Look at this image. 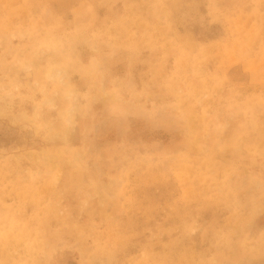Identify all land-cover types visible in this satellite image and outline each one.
Returning <instances> with one entry per match:
<instances>
[{
    "label": "rangeland",
    "instance_id": "1",
    "mask_svg": "<svg viewBox=\"0 0 264 264\" xmlns=\"http://www.w3.org/2000/svg\"><path fill=\"white\" fill-rule=\"evenodd\" d=\"M0 264H264V0H0Z\"/></svg>",
    "mask_w": 264,
    "mask_h": 264
}]
</instances>
